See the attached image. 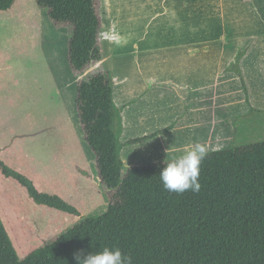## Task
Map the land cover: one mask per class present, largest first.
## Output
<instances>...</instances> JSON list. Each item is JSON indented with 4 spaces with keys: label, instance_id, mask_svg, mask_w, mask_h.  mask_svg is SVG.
Masks as SVG:
<instances>
[{
    "label": "crops",
    "instance_id": "obj_1",
    "mask_svg": "<svg viewBox=\"0 0 264 264\" xmlns=\"http://www.w3.org/2000/svg\"><path fill=\"white\" fill-rule=\"evenodd\" d=\"M128 13L138 15L131 29L141 35L131 38L125 33L129 28L119 24L116 38L104 46L101 62L114 79L115 103L123 108L121 140L128 142L175 125L167 134L125 145V166L172 158L188 143H206L209 152L232 146V119L248 115L250 105L240 79L224 70L239 48H247L241 68L251 105L264 111V0H134ZM204 14L221 15L220 34L188 41L182 38L185 32L178 39L155 33L156 16H185L186 23L188 15ZM68 35L67 28L56 27L36 0H15L8 8L0 7V113L24 83L20 62L36 56L39 44L42 57L55 63V90L67 111L41 128L48 137L43 142L55 143L51 161L22 147V138L2 126L0 158L28 174L42 192L69 201L55 191L58 183L60 190L87 193L84 198L90 200L91 192L101 186L94 181L98 178L97 160L84 140L78 116L79 77L66 64ZM36 136L27 137L33 140ZM20 155L27 156L26 165L18 163ZM55 209L37 204L24 186L0 171V215L21 256L54 239L40 214L55 215Z\"/></svg>",
    "mask_w": 264,
    "mask_h": 264
},
{
    "label": "trees",
    "instance_id": "obj_2",
    "mask_svg": "<svg viewBox=\"0 0 264 264\" xmlns=\"http://www.w3.org/2000/svg\"><path fill=\"white\" fill-rule=\"evenodd\" d=\"M36 1L55 26L68 29L69 63L79 77L77 111L83 137L95 154L110 201L105 212L81 216L24 258L0 215V264H77L76 253L104 246L119 247L132 264H264V141L210 151L200 166L199 192L165 190L159 177L162 161L126 167L125 145L167 134L175 123L123 142V108L115 103L111 73L101 66L106 31L101 0ZM14 2L0 0V7ZM246 52L239 48L224 71L240 79L249 112H263L251 105L240 63ZM0 171L24 186L37 204L81 215L1 158Z\"/></svg>",
    "mask_w": 264,
    "mask_h": 264
},
{
    "label": "rangeland",
    "instance_id": "obj_3",
    "mask_svg": "<svg viewBox=\"0 0 264 264\" xmlns=\"http://www.w3.org/2000/svg\"><path fill=\"white\" fill-rule=\"evenodd\" d=\"M133 2L134 0H101L102 20L106 26L103 37L104 46L109 42L110 38H116L115 34L118 32L116 29L119 24H124L129 28L125 30L127 36L132 38L133 35H141L137 34V31L131 29L133 20L139 19L138 15L135 16L128 13ZM221 20L222 17L220 14L188 15L186 23L185 16H156L154 24L157 31L155 33L178 39L181 38L182 32H185L182 38L192 41L198 37L207 38L220 34L221 30H219V27L221 25ZM184 27H187V29L185 30ZM129 37L128 39H130ZM36 48L38 50L36 56H33L32 59L26 61L22 60V62H20L21 66L19 67V72H21L24 83L21 84L20 93L11 94L10 101L6 103L5 109L1 111L0 126L5 127L9 132L14 131L17 133L15 136L22 138V147H28L30 151H37L40 155L45 156L47 161H51L55 143L43 142V140L48 137L42 132L41 128L47 127L52 122L55 123V118H62L67 111L64 103L60 100L59 94L55 90V63L54 61H50L51 58L47 56L42 57L40 53L42 45L39 44ZM66 64L71 68L68 58V48ZM35 121L41 122V125L37 123L38 125L36 126L35 123H32ZM232 122L235 128L233 139L234 146L264 141V111L249 112V114L245 116H236L232 119ZM30 135L37 136L31 140L27 137ZM26 161L27 156L24 159L20 155L18 163L26 165ZM27 171L30 172L32 170H28L27 168ZM25 175L28 176V174ZM97 177V180L94 178V181H96V183L98 182L101 188H95L93 193L91 192L89 196L90 200H88L87 197L84 198V196H88L87 193L84 195L80 191L67 192L65 190H60L57 188L61 187L58 183L55 184V191L63 193L69 199V201H66L74 205L80 213H82L81 216L86 217L101 214L107 210L110 201V192L101 184L98 173ZM40 183L42 184L43 180L40 181ZM92 194L98 196L100 199L94 200ZM40 215L49 226L52 238H56L65 229L75 225L81 217L77 214L63 212L60 209H55V215L53 213H45L44 211H42ZM20 257L24 258V256L21 255Z\"/></svg>",
    "mask_w": 264,
    "mask_h": 264
},
{
    "label": "clouds",
    "instance_id": "obj_4",
    "mask_svg": "<svg viewBox=\"0 0 264 264\" xmlns=\"http://www.w3.org/2000/svg\"><path fill=\"white\" fill-rule=\"evenodd\" d=\"M168 153V149L166 150ZM209 153L206 143L194 142L184 145L181 154L165 158L159 177L165 190L184 193L191 190L199 192L200 166ZM167 156V155H166ZM77 264H132V257L117 246H104L100 250L75 254Z\"/></svg>",
    "mask_w": 264,
    "mask_h": 264
}]
</instances>
